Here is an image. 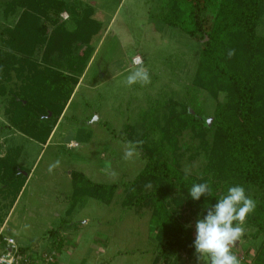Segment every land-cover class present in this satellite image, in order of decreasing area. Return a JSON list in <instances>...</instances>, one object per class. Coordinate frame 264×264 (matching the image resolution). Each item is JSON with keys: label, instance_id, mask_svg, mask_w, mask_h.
<instances>
[{"label": "trees", "instance_id": "obj_1", "mask_svg": "<svg viewBox=\"0 0 264 264\" xmlns=\"http://www.w3.org/2000/svg\"><path fill=\"white\" fill-rule=\"evenodd\" d=\"M70 5L64 0L0 1V101L7 99L11 128L40 147L62 116L101 25L93 8ZM160 5L158 19L199 45L192 90L206 93L215 105L208 115L195 100H168L163 120L153 116L149 130L131 131V141H143L137 150L145 165L128 185L122 206L151 209L159 249L156 264H173L181 256L198 262L190 222L203 218L206 206L214 205L228 187L242 185L257 202L245 220L253 230L251 239H260L252 261L264 264V0H161ZM62 12L70 13L74 30L65 29ZM230 49L235 50L231 58ZM39 54L42 61H37ZM53 54L63 60L48 61ZM184 134L190 141L182 143ZM179 150L203 159L198 175L181 169ZM23 173L27 172L13 157L0 159V196L11 199V205L26 183ZM77 177L87 187L73 178L75 201L70 211L85 197L111 202L114 185ZM205 181H210L213 195L193 200L192 184ZM48 234L53 250H60L64 240L59 232L53 229Z\"/></svg>", "mask_w": 264, "mask_h": 264}, {"label": "rangeland", "instance_id": "obj_2", "mask_svg": "<svg viewBox=\"0 0 264 264\" xmlns=\"http://www.w3.org/2000/svg\"><path fill=\"white\" fill-rule=\"evenodd\" d=\"M64 1L74 8L93 6L106 18L115 13L111 31L106 33L89 73L73 94L57 131V137L61 132L77 135L75 143L70 144L73 149L51 144L35 162L41 147L11 128L7 99L0 101V159L9 155L27 172L23 173L27 181L14 207L11 199L0 196V237L12 238L20 250H31L41 243L49 245L52 238L48 233L53 229L60 235L69 233L70 240H66L54 264L56 260L59 264H156L159 249L153 237L151 209L122 206L128 185L145 165L140 154L126 161L124 144L132 140L131 131L139 133L151 127L153 116L163 120L168 100H195L204 112L212 114L215 102L206 93L192 90L199 45L180 29L158 19L161 0ZM68 16L62 12L60 19L65 22ZM136 58L148 69L151 82L128 87L124 80ZM188 141V134H184L182 143ZM176 155L185 173L187 169L188 174H199L202 158L194 157L191 151L179 150ZM57 159L60 166L49 173V165ZM106 161L111 163L115 176L105 173ZM77 174L93 184L114 185L111 202L106 205L85 197L76 200L70 211L75 201L73 178L87 187L86 181L76 178ZM196 220L190 222L194 230ZM243 227L245 233L232 251L241 264H254L260 239H251L253 230L246 223ZM65 228L69 230L62 232ZM173 264L204 262L181 256Z\"/></svg>", "mask_w": 264, "mask_h": 264}, {"label": "clouds", "instance_id": "obj_3", "mask_svg": "<svg viewBox=\"0 0 264 264\" xmlns=\"http://www.w3.org/2000/svg\"><path fill=\"white\" fill-rule=\"evenodd\" d=\"M227 55L231 58L235 55V50L230 49ZM150 82L148 69L139 58L135 59L124 80L125 85L131 87L137 83L147 85ZM142 144L143 141L140 140L127 141L124 144L123 158L130 161L133 157L138 156L137 148ZM60 163L61 161L57 159L50 164L49 173L59 167ZM104 171L106 174L116 175V172L111 169L109 161L105 162ZM146 187H151V185L147 184ZM189 195L193 200H199L201 196L205 195L212 196L210 181L193 183L189 189ZM256 206L257 202L246 194L242 185L228 187L226 194L221 195L214 205L206 206V215L203 218H198L195 223L193 247L198 260H202L204 264H241L232 248L244 235L243 225L246 217L255 211Z\"/></svg>", "mask_w": 264, "mask_h": 264}, {"label": "crops", "instance_id": "obj_4", "mask_svg": "<svg viewBox=\"0 0 264 264\" xmlns=\"http://www.w3.org/2000/svg\"><path fill=\"white\" fill-rule=\"evenodd\" d=\"M86 6H89V7L93 8L94 14H95V18L98 19V23H100L101 25L99 27L98 33L92 38V40L90 42V45H91V47L93 49V52H92V55L90 56V58L88 60V63L86 65V67H85V70L83 71L82 75L79 77L78 84H77V86H76L73 94L76 93V91L78 90L79 86L85 80L86 74L89 73V70L91 68V65L94 63V61H95V59L97 57L98 48L102 44V41H103L106 33L109 32V31H111L110 28L112 26V22H113V19H114V14H115V13H113L111 16L110 15H107V18H106L105 15H104V13L103 12L98 13V10L95 7L90 6L88 4ZM80 7H78V8H80ZM66 14L69 15L70 13L66 12ZM102 16H104V17H102ZM103 25L105 26L104 28H103ZM64 26H65V29L67 31H71L73 29V27H75V22H74V20L72 18H70V16H68V20L64 22ZM79 48H82V47H79ZM36 57H37V61H42V59H41L42 54H39ZM46 59L48 61H54V62H59V63L63 60L61 58V56H59V54L58 55L57 54L49 55L48 58H46ZM73 94H72V96H73ZM72 96H71V98H70V100H69L66 108L69 106V103L72 100ZM66 108H65V110H66ZM65 110H64V112H65ZM64 112H63L62 116L59 118L58 123L56 125V128H54V130H53L52 134L50 135V137H49L46 145L45 146H42L40 148L39 153H36L37 155L34 157V161L35 162H37V160L40 158V156H41L42 152L44 151V149H46L47 147H49L51 144H54L55 143L57 146H62L64 149L69 150L68 147H67L68 144H74L75 143V141L77 139L76 138L77 135H75L74 133H73L72 136H70L69 135L70 132H65V133L61 132V134L59 135V137L56 136L57 135V131L59 129V126L61 125V120H62V118L64 116ZM70 149H73V148H70ZM14 205H13V207H14ZM67 212L69 213V211H67ZM68 230L65 228V229L62 230V232L68 231ZM65 234H67V233H65ZM65 234L64 235L63 234L60 235V233H59V237H61L64 240V244H63L62 248L60 250H56V252H55V250H53L54 249V245H53V241L54 240L53 239H50L51 243L49 245H46L45 246L44 243H41L38 246L39 248L36 246L34 249H37L40 252L53 251V252H55V254L57 256L56 257V259H57L61 255V251H63L65 249V244H67L66 240H70L69 233L67 234V236ZM68 250H69V248H68ZM56 264H59L58 260H56Z\"/></svg>", "mask_w": 264, "mask_h": 264}, {"label": "built area", "instance_id": "obj_5", "mask_svg": "<svg viewBox=\"0 0 264 264\" xmlns=\"http://www.w3.org/2000/svg\"><path fill=\"white\" fill-rule=\"evenodd\" d=\"M67 147L70 149L71 145L68 144ZM0 245L3 246L0 252V264H54L55 261V252H40L37 249L20 250L12 238L3 237Z\"/></svg>", "mask_w": 264, "mask_h": 264}]
</instances>
